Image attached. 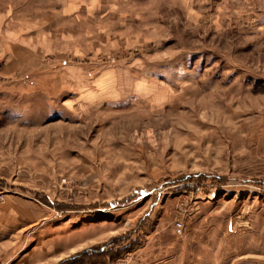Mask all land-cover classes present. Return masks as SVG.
Instances as JSON below:
<instances>
[{"label": "rangeland", "instance_id": "374dc122", "mask_svg": "<svg viewBox=\"0 0 264 264\" xmlns=\"http://www.w3.org/2000/svg\"><path fill=\"white\" fill-rule=\"evenodd\" d=\"M92 1L0 0V187L92 237L52 264H264V0Z\"/></svg>", "mask_w": 264, "mask_h": 264}, {"label": "crops", "instance_id": "0c3cea01", "mask_svg": "<svg viewBox=\"0 0 264 264\" xmlns=\"http://www.w3.org/2000/svg\"><path fill=\"white\" fill-rule=\"evenodd\" d=\"M66 1L61 5L58 3L60 9L58 12L67 19L84 16V9L88 15L95 10L92 0V2L90 0ZM24 15L7 11V26L15 25L14 31L19 32V40L22 42L9 46L10 49L5 52L7 53L6 64H17L21 51L25 57L29 56L26 48L30 45L35 44L39 47L37 36L28 39L23 34L27 30L24 27L27 22ZM7 32L11 33L9 29ZM75 71L69 72L66 78L69 79V84H73L74 87L77 84L81 87L73 95L77 97L74 98L76 106H81V103L88 105L95 99L108 96L105 89L112 79L111 73H101L93 81H89V75L86 73L82 75L79 71ZM70 80H76L77 83ZM89 82L96 88L89 86ZM78 83H83V88ZM23 189L24 187L21 188L15 183L6 184L4 188L0 187V264H52L54 260L58 261L75 253L83 246V242L92 239V237L76 239V231L70 230L73 226L70 218L67 222L54 219L49 206L31 195L24 194Z\"/></svg>", "mask_w": 264, "mask_h": 264}, {"label": "built area", "instance_id": "2783aa9c", "mask_svg": "<svg viewBox=\"0 0 264 264\" xmlns=\"http://www.w3.org/2000/svg\"><path fill=\"white\" fill-rule=\"evenodd\" d=\"M180 227H181V225L179 224V225L177 226L178 230H180Z\"/></svg>", "mask_w": 264, "mask_h": 264}]
</instances>
